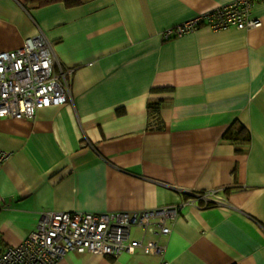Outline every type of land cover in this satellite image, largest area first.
I'll return each mask as SVG.
<instances>
[{
    "label": "crops",
    "instance_id": "crops-1",
    "mask_svg": "<svg viewBox=\"0 0 264 264\" xmlns=\"http://www.w3.org/2000/svg\"><path fill=\"white\" fill-rule=\"evenodd\" d=\"M0 0V51L43 33L73 69L71 99L34 118H0V245H20L42 212L157 209L217 191L163 237L169 264H264L262 26L164 31L230 0ZM165 100L151 119L150 100ZM237 123L250 143L224 138ZM240 149V150H239ZM138 250L67 253L58 264H159Z\"/></svg>",
    "mask_w": 264,
    "mask_h": 264
},
{
    "label": "built area",
    "instance_id": "built-area-1",
    "mask_svg": "<svg viewBox=\"0 0 264 264\" xmlns=\"http://www.w3.org/2000/svg\"><path fill=\"white\" fill-rule=\"evenodd\" d=\"M264 0H230L226 5L183 21L164 31L171 40L202 26L212 31L235 28L253 30L262 26L255 8ZM73 69L56 60L53 46L40 35L23 46L0 51V118H34L39 109L60 106L71 99ZM12 152L0 148V171ZM180 203L141 211L108 213L42 212L36 229L18 246L0 245V264H58L70 252L103 256L133 254L140 250L165 259L162 239L168 236L176 219L189 207L223 205L217 191L187 192ZM3 199L0 197V208Z\"/></svg>",
    "mask_w": 264,
    "mask_h": 264
},
{
    "label": "trees",
    "instance_id": "trees-1",
    "mask_svg": "<svg viewBox=\"0 0 264 264\" xmlns=\"http://www.w3.org/2000/svg\"><path fill=\"white\" fill-rule=\"evenodd\" d=\"M38 2V5H46L51 3L62 2L66 7H74L80 4V0H29ZM165 100H150L147 105V110L150 114L151 119H156L157 121L160 118V110L163 107ZM225 139L238 144V145H247L250 143V133L242 125L237 123L232 124L224 135ZM240 150V149H239Z\"/></svg>",
    "mask_w": 264,
    "mask_h": 264
}]
</instances>
